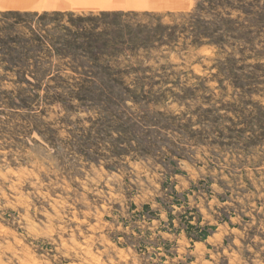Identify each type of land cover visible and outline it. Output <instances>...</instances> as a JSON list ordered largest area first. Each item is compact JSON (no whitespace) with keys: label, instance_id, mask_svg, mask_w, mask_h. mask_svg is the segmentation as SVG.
<instances>
[{"label":"rangeland","instance_id":"obj_1","mask_svg":"<svg viewBox=\"0 0 264 264\" xmlns=\"http://www.w3.org/2000/svg\"><path fill=\"white\" fill-rule=\"evenodd\" d=\"M9 53L0 264H264V0L0 11Z\"/></svg>","mask_w":264,"mask_h":264},{"label":"crops","instance_id":"obj_2","mask_svg":"<svg viewBox=\"0 0 264 264\" xmlns=\"http://www.w3.org/2000/svg\"><path fill=\"white\" fill-rule=\"evenodd\" d=\"M192 0H0V11H176Z\"/></svg>","mask_w":264,"mask_h":264},{"label":"trees","instance_id":"obj_3","mask_svg":"<svg viewBox=\"0 0 264 264\" xmlns=\"http://www.w3.org/2000/svg\"><path fill=\"white\" fill-rule=\"evenodd\" d=\"M7 12H19V11H7ZM54 12H57L59 13L58 11H54ZM247 15H250V13H247ZM14 25V23H13ZM218 30H221V31H224L223 29H218ZM218 30H216L214 33L217 34L219 33ZM152 31V30H151ZM148 35L149 36H145V37H139L137 38L138 42L137 44L140 45V46H145L146 44H153L154 42L151 41V33L148 31ZM154 33V32H153ZM206 33V32H204ZM208 35V33H206ZM213 36H211L212 38ZM222 37L221 35H218V37L216 38V41H222ZM5 39H7L8 41L12 42V43H15L16 44V40L12 39V38H8V37H5ZM129 39H132V38H129ZM39 41H37V47L40 48V45L41 43L43 44L44 42L42 41L41 38H38ZM51 44L53 45L52 46V49L60 52L61 54V47H58L56 46V42L57 41H50ZM70 44H73V47L78 49V50H81L83 52H87L89 53V55H99V51H103L104 49H113V47H115V44L113 42V40H110L108 38V36L106 35H103L102 37L100 38H97L96 34H91L89 32H86V33H79V34H73V37H72V40L70 42ZM69 44V45H70ZM84 45L86 46V48L88 50H83L81 48V46ZM8 50L10 51H14L15 48L12 46L10 48H7ZM8 59V61H7ZM3 65H5L2 69L3 71V74L4 75H9L8 73L12 74L15 76V81L16 82H24V83H28V84H32V81L28 79L27 75L28 73L27 72H16L11 66L15 64V57L9 53L7 55H3L1 58H0V61H3ZM6 76H4V79H5ZM34 79V77H33ZM190 220V219H189ZM194 230H196L198 232V234L194 237L190 236V233L193 232ZM186 234L188 237H192L191 239H195L197 241H204L206 238H207V235L209 234L207 231H204L203 229H197L195 228V226H193L192 224L189 223V221L186 222Z\"/></svg>","mask_w":264,"mask_h":264}]
</instances>
